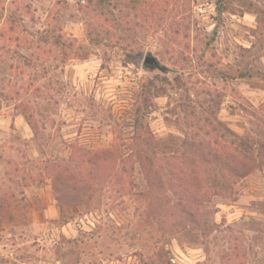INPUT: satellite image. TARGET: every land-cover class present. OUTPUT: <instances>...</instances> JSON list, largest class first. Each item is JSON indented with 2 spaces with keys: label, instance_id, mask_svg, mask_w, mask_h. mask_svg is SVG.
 <instances>
[{
  "label": "rangeland",
  "instance_id": "obj_1",
  "mask_svg": "<svg viewBox=\"0 0 264 264\" xmlns=\"http://www.w3.org/2000/svg\"><path fill=\"white\" fill-rule=\"evenodd\" d=\"M215 3L0 0V264H264V0ZM139 129L190 216L135 161L60 213L54 162Z\"/></svg>",
  "mask_w": 264,
  "mask_h": 264
},
{
  "label": "trees",
  "instance_id": "obj_2",
  "mask_svg": "<svg viewBox=\"0 0 264 264\" xmlns=\"http://www.w3.org/2000/svg\"><path fill=\"white\" fill-rule=\"evenodd\" d=\"M234 1L238 0H216V11L222 13L230 9L229 4ZM205 121H208L207 118H205ZM133 138L135 141L127 146L130 152L126 156H123L120 145L113 144L106 149L89 150L85 154H82L80 158L78 157L77 161H73L71 159L73 156H70L66 160H56L54 162L51 170L52 173L49 177L60 213L67 207L81 205L87 192L98 188L99 184H103L109 173L103 176L104 178H101L96 176V169L109 166V168L112 167V170L115 171L116 169L125 171V162L133 165L132 163L135 161L138 163L146 180L148 205L152 209L157 206H168L171 209H179L184 214H187V216H190L189 213L191 211H186V207H184L185 203L188 204V202L184 201V203L180 194H177L178 197L174 201L166 198L168 196H166L164 191L166 184L163 178L168 173L164 176L161 175V169H163L162 162L165 160L163 157L164 152L160 153L158 151V144L152 140L150 131L146 129L135 130ZM208 161L214 162V160ZM220 163L227 170L231 167V163L227 161L221 160ZM173 174L176 175L178 172L173 171ZM100 175L102 176V174ZM9 200L10 197L7 194H0V220L4 219V216L10 212Z\"/></svg>",
  "mask_w": 264,
  "mask_h": 264
},
{
  "label": "water",
  "instance_id": "obj_3",
  "mask_svg": "<svg viewBox=\"0 0 264 264\" xmlns=\"http://www.w3.org/2000/svg\"><path fill=\"white\" fill-rule=\"evenodd\" d=\"M143 62L146 65H154V64H156L155 58L152 57V56H149V55H147V56L144 57Z\"/></svg>",
  "mask_w": 264,
  "mask_h": 264
}]
</instances>
